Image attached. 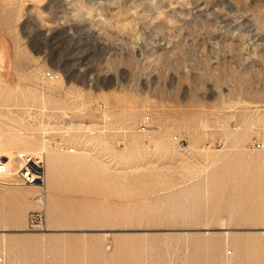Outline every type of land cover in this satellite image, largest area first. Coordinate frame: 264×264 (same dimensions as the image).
I'll use <instances>...</instances> for the list:
<instances>
[{"label": "rangeland", "instance_id": "obj_1", "mask_svg": "<svg viewBox=\"0 0 264 264\" xmlns=\"http://www.w3.org/2000/svg\"><path fill=\"white\" fill-rule=\"evenodd\" d=\"M55 120L97 136L0 183L4 264H264V0H0V151Z\"/></svg>", "mask_w": 264, "mask_h": 264}, {"label": "built area", "instance_id": "obj_2", "mask_svg": "<svg viewBox=\"0 0 264 264\" xmlns=\"http://www.w3.org/2000/svg\"><path fill=\"white\" fill-rule=\"evenodd\" d=\"M47 76L50 79H58L60 77V73L49 71L47 72ZM65 120H71V116L66 114L63 117ZM59 121V120H56ZM63 123H67L64 120ZM72 121L68 122L70 124ZM46 130V129H45ZM44 130V131H45ZM70 131V133H69ZM57 131L53 132L56 133ZM46 134H52L50 131L46 130ZM66 135L62 138L54 140L50 135L45 138V143L50 145V147L54 146L58 150L62 152H70L76 151L77 143L75 140L71 139L72 134H78V139H89L97 136L98 130L96 128H72L68 131H61L60 134ZM59 135V134H58ZM78 141V140H77ZM86 141V140H85ZM183 145V144H182ZM256 149L264 150V141L263 142H254L252 144ZM45 179H46V162L43 157L40 155H35L30 152L21 151L16 153V156L12 162V167L0 159V183L6 185H15V186H25V187H38L41 189L39 192V200H45ZM31 227L32 228H40L44 227L46 223V214L43 210L35 211L31 215ZM4 263V257H0V264Z\"/></svg>", "mask_w": 264, "mask_h": 264}, {"label": "bare ground", "instance_id": "obj_3", "mask_svg": "<svg viewBox=\"0 0 264 264\" xmlns=\"http://www.w3.org/2000/svg\"><path fill=\"white\" fill-rule=\"evenodd\" d=\"M61 78H62V75L60 74V77L58 79H53V80L51 79V81H59ZM59 121H56L55 120V122H53L52 124L43 125L44 126L43 127V130L46 129V130L50 131V133H53L55 131H60V130H66V131H68V130H70L72 128H92V125L87 124V123H82V122H76V120H73V122H71L70 124L63 123V122H59ZM55 124L60 125L61 128L60 127H56V128H59V129H54V127H52V125L53 126H56ZM43 144L45 146H43L44 148L41 151H38V152H30V153H33L35 155L42 156L43 159H44V161L46 162V170H47V155H46L47 153H46V148H48V146H47V143H44L43 142ZM29 149L30 148H27V150H29ZM26 152H29V151H26ZM76 152L77 151H73L72 153H76ZM63 153H66V152H63ZM68 153H70V152H68ZM15 156H16V154L14 155L13 152L10 151V150L0 151V159L2 161L6 162L9 165L10 168L12 167V162H13ZM50 160L52 161V164L53 165H58L60 163L59 159H57L55 157L54 158L53 157L50 158ZM61 166H62V164H61ZM36 188H38V187H36ZM42 201L44 202L45 200H42ZM45 230H50V229L49 228L48 229L46 228Z\"/></svg>", "mask_w": 264, "mask_h": 264}]
</instances>
